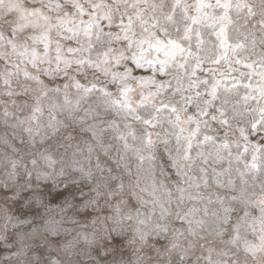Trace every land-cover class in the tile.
Masks as SVG:
<instances>
[{"label": "clouds", "instance_id": "1", "mask_svg": "<svg viewBox=\"0 0 264 264\" xmlns=\"http://www.w3.org/2000/svg\"><path fill=\"white\" fill-rule=\"evenodd\" d=\"M0 264H264V0H0Z\"/></svg>", "mask_w": 264, "mask_h": 264}]
</instances>
